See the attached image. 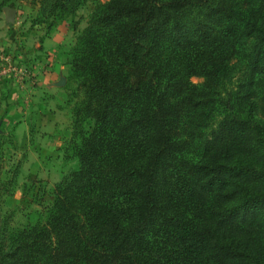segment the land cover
<instances>
[{
	"label": "trees",
	"instance_id": "16d2710c",
	"mask_svg": "<svg viewBox=\"0 0 264 264\" xmlns=\"http://www.w3.org/2000/svg\"><path fill=\"white\" fill-rule=\"evenodd\" d=\"M38 1L51 27L90 0ZM73 29L71 167L43 223L0 211V264H264V153L246 143L264 128L204 134L214 82L244 39L264 43V0H108Z\"/></svg>",
	"mask_w": 264,
	"mask_h": 264
},
{
	"label": "rangeland",
	"instance_id": "374dc122",
	"mask_svg": "<svg viewBox=\"0 0 264 264\" xmlns=\"http://www.w3.org/2000/svg\"><path fill=\"white\" fill-rule=\"evenodd\" d=\"M107 1L90 0L74 17L48 27L51 20L41 15L38 0H0V22H4L0 24V184L6 185L0 211L14 214L9 226L43 223L53 186L71 167L63 162L61 150L74 127L68 105L74 91V85L68 84L69 53L76 38L73 24L78 31L83 30L96 7ZM5 9L16 12L13 23L5 22ZM258 53L263 57L264 43L255 35L244 39L227 75L214 82L215 95L204 134L218 131L227 119H238L247 131L250 122L264 128V79L252 74L254 83L249 81L248 60ZM15 66L19 72L12 75ZM35 69L39 72L37 81ZM56 74L64 77L57 86L52 77ZM52 82L54 92L50 93L47 86ZM190 82L200 90L205 85L201 77ZM21 83L14 94L16 84L20 87ZM258 132L250 129L246 143L252 147L256 141L260 154L264 153V129L259 141Z\"/></svg>",
	"mask_w": 264,
	"mask_h": 264
},
{
	"label": "crops",
	"instance_id": "0c3cea01",
	"mask_svg": "<svg viewBox=\"0 0 264 264\" xmlns=\"http://www.w3.org/2000/svg\"><path fill=\"white\" fill-rule=\"evenodd\" d=\"M1 23H4V22H0V24H1ZM0 45H3V44H0ZM5 50H6V49H4V51H5ZM15 67H16V66H15ZM17 70H19L18 67H16V68L14 69L12 75L18 74L19 71H17ZM38 73H39L38 70L35 69V72H34V74H33V77H35V79H36L35 81L38 80V77H37ZM66 73H67V68L64 66V69L62 70V74L65 76ZM63 75H62V78H59L58 74H56V77L52 76L53 78H55V83H54L55 86H57V85L59 84V82L61 81L60 79H63V78H64ZM10 76H11V74H10ZM11 77H13V76H11ZM23 81H24V80H23ZM22 84H23V83H21L20 87H19V85L16 84L17 90L15 91L14 94L18 93V91L20 90L19 88H21ZM47 88H48V90H50V93L54 92V91L52 90V88H54L53 82L51 83V85H48ZM14 90H15V88H14ZM16 115H17V114H15V116H16ZM49 145H50V144H49Z\"/></svg>",
	"mask_w": 264,
	"mask_h": 264
},
{
	"label": "water",
	"instance_id": "95a60500",
	"mask_svg": "<svg viewBox=\"0 0 264 264\" xmlns=\"http://www.w3.org/2000/svg\"><path fill=\"white\" fill-rule=\"evenodd\" d=\"M5 22L6 23H13L16 17V12L12 9H5Z\"/></svg>",
	"mask_w": 264,
	"mask_h": 264
}]
</instances>
